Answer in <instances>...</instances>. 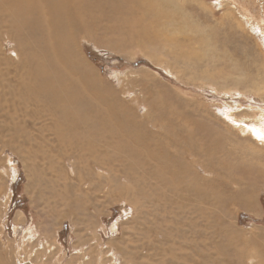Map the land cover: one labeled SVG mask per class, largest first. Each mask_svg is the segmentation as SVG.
<instances>
[{"label": "rangeland", "instance_id": "rangeland-1", "mask_svg": "<svg viewBox=\"0 0 264 264\" xmlns=\"http://www.w3.org/2000/svg\"><path fill=\"white\" fill-rule=\"evenodd\" d=\"M139 1L73 49L93 118L128 133L102 158L55 139L0 0V264H264V0ZM173 190L206 196L191 221L152 200Z\"/></svg>", "mask_w": 264, "mask_h": 264}, {"label": "bare ground", "instance_id": "bare-ground-1", "mask_svg": "<svg viewBox=\"0 0 264 264\" xmlns=\"http://www.w3.org/2000/svg\"><path fill=\"white\" fill-rule=\"evenodd\" d=\"M3 2L14 18L15 24L12 25L14 31L11 34L22 39L23 48L28 51L23 61L28 77V81H24V88L34 101L37 103L41 101L48 105L49 113L54 118L55 139L63 144L64 140L65 142L67 140L66 144L75 148H78L77 145H84L79 151L83 155L88 153L89 156H94L97 152L95 148L97 144L103 158L106 154L104 144L107 139L113 135H119L116 137L119 144L115 145L113 149L114 152L121 151V141L128 137V133H123V128L110 129L106 123H98L95 121L97 119L93 118L91 113H96L93 105L96 94L91 91L92 82L87 76L88 64L79 56L77 57L73 49H76L74 46L80 33L96 34L95 28L99 26V21L110 20L113 22L126 17L130 10L124 9L122 4L123 2H132V0H3ZM170 2L171 0H161L163 7H166ZM149 3L150 0H140L133 6L146 8ZM177 9L178 7L174 6L170 11L173 13ZM162 16L167 23L170 21L171 15L167 16L162 13ZM17 26L26 28L27 35L19 36ZM88 83L90 85L87 89ZM125 150L132 154L131 149ZM177 168H182L181 164L172 162L171 165L165 166V170L174 175H178ZM195 168L200 169L199 166ZM128 173L127 171V175ZM194 173L196 174V172ZM123 174L125 175L126 171ZM138 191H140L139 188ZM170 193L175 197L173 198ZM170 193L157 198L154 195L152 200L156 201L157 207H162L164 212L167 207L169 209L173 207L174 210L171 212L177 213L176 217H179L177 222L182 221L183 212L191 221L192 214L201 209L200 200L202 201L205 196L203 193L196 192L187 196L183 191L177 190ZM176 209L179 211L176 212ZM176 217L173 215L172 218ZM197 224L189 225L194 233V240L190 245L195 247L193 249L195 253H197V248L199 250L202 234L201 226Z\"/></svg>", "mask_w": 264, "mask_h": 264}, {"label": "snow or ice", "instance_id": "snow-or-ice-1", "mask_svg": "<svg viewBox=\"0 0 264 264\" xmlns=\"http://www.w3.org/2000/svg\"><path fill=\"white\" fill-rule=\"evenodd\" d=\"M258 138H260V139H264V135H261V136H259Z\"/></svg>", "mask_w": 264, "mask_h": 264}, {"label": "water", "instance_id": "water-1", "mask_svg": "<svg viewBox=\"0 0 264 264\" xmlns=\"http://www.w3.org/2000/svg\"><path fill=\"white\" fill-rule=\"evenodd\" d=\"M22 264H30L29 262H24V263H22Z\"/></svg>", "mask_w": 264, "mask_h": 264}]
</instances>
